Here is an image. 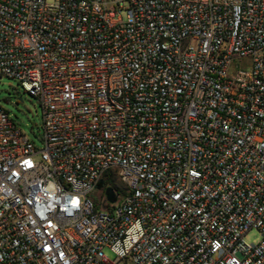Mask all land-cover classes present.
I'll return each mask as SVG.
<instances>
[{
    "label": "built area",
    "instance_id": "obj_1",
    "mask_svg": "<svg viewBox=\"0 0 264 264\" xmlns=\"http://www.w3.org/2000/svg\"><path fill=\"white\" fill-rule=\"evenodd\" d=\"M0 76V264H264V0H0Z\"/></svg>",
    "mask_w": 264,
    "mask_h": 264
},
{
    "label": "rangeland",
    "instance_id": "obj_2",
    "mask_svg": "<svg viewBox=\"0 0 264 264\" xmlns=\"http://www.w3.org/2000/svg\"><path fill=\"white\" fill-rule=\"evenodd\" d=\"M0 107L7 110L27 137L41 148L43 109L40 101L25 92L18 81L0 76ZM245 240L248 243L258 244L261 235L258 231L252 230L245 236ZM106 254L113 258V254L109 251H106Z\"/></svg>",
    "mask_w": 264,
    "mask_h": 264
},
{
    "label": "trees",
    "instance_id": "obj_3",
    "mask_svg": "<svg viewBox=\"0 0 264 264\" xmlns=\"http://www.w3.org/2000/svg\"><path fill=\"white\" fill-rule=\"evenodd\" d=\"M119 185H120V184H119L117 178H116V177H112V176L103 179V180L101 181V183H100V187H101V188L104 187V186H105V187H113V188H116V187H118Z\"/></svg>",
    "mask_w": 264,
    "mask_h": 264
},
{
    "label": "water",
    "instance_id": "obj_4",
    "mask_svg": "<svg viewBox=\"0 0 264 264\" xmlns=\"http://www.w3.org/2000/svg\"><path fill=\"white\" fill-rule=\"evenodd\" d=\"M106 195H107L108 199L111 202H115L116 201V195H115V191H114L113 187H108L106 189Z\"/></svg>",
    "mask_w": 264,
    "mask_h": 264
}]
</instances>
